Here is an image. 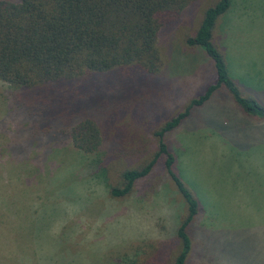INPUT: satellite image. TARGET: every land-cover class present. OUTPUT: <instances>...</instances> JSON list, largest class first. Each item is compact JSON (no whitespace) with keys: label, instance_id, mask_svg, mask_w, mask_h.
<instances>
[{"label":"rangeland","instance_id":"374dc122","mask_svg":"<svg viewBox=\"0 0 264 264\" xmlns=\"http://www.w3.org/2000/svg\"><path fill=\"white\" fill-rule=\"evenodd\" d=\"M216 1L195 0L160 31V74L101 77L83 89L85 113L104 133L97 156L62 134L65 115L80 118V108L67 113L69 97L77 103L82 92H59L66 107L46 111L45 133L0 82V264H171L184 203L162 161L123 199L110 198L103 178L139 166L157 146L153 131L215 83L212 61L185 40ZM229 10L213 41L240 91L264 109V0H234ZM166 142L203 208L187 264H264V118L245 116L220 88ZM96 158L104 176L90 168Z\"/></svg>","mask_w":264,"mask_h":264},{"label":"trees","instance_id":"16d2710c","mask_svg":"<svg viewBox=\"0 0 264 264\" xmlns=\"http://www.w3.org/2000/svg\"><path fill=\"white\" fill-rule=\"evenodd\" d=\"M194 1L18 0L11 3L0 0V82L8 89V95L11 97L13 93L17 104L36 118V130L41 128L52 105L67 106L70 115L80 108V118L74 121L65 115L62 134L69 136L77 150L97 156L104 133L101 123L85 113L83 89L101 77L146 81L160 74L164 67L158 46L160 31L181 17ZM233 1L217 0L207 7L196 32L185 40L187 47L202 49L212 61L215 83L153 131L157 146L151 155L143 156L139 166L121 169L116 176L118 181L108 183L103 178L110 198L123 199L162 161L184 203V213L176 229L177 251L171 264H187L192 250L189 229L203 208L177 173L167 135L181 126L192 108L202 106L220 88L227 91L245 116L264 118L260 103L252 94L243 95L238 83L229 76L224 54L213 41L218 21L230 11ZM68 89L82 94L77 103L74 97H69L70 104L65 106L60 94ZM41 131L46 133L42 128ZM102 165L96 158L90 168L104 176L107 168Z\"/></svg>","mask_w":264,"mask_h":264}]
</instances>
